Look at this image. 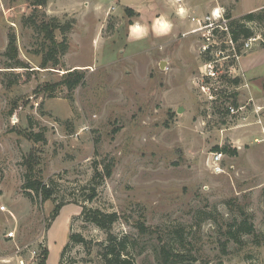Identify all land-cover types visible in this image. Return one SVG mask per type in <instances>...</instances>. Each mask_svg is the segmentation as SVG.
Masks as SVG:
<instances>
[{"label":"rangeland","instance_id":"rangeland-1","mask_svg":"<svg viewBox=\"0 0 264 264\" xmlns=\"http://www.w3.org/2000/svg\"><path fill=\"white\" fill-rule=\"evenodd\" d=\"M33 1L0 0V264L44 250L45 264H102L107 234L83 206L119 214L111 232L134 264H264V0ZM53 20L71 26L64 52ZM50 49L58 63L42 67ZM72 70L84 77L69 90ZM28 161L67 201L54 219L52 200L22 193ZM244 219L254 232L235 240ZM163 245L183 257L166 263Z\"/></svg>","mask_w":264,"mask_h":264},{"label":"trees","instance_id":"trees-1","mask_svg":"<svg viewBox=\"0 0 264 264\" xmlns=\"http://www.w3.org/2000/svg\"><path fill=\"white\" fill-rule=\"evenodd\" d=\"M46 2V0H34L33 3L37 5H42ZM130 8H125V13L130 14L131 13ZM227 17L230 19V15H227ZM258 15L255 14L253 11L246 13L242 16V19L244 21H255L257 19ZM240 19V20H242ZM240 20L236 19H230L228 23V29L231 34V39L233 41H237L239 37H243L244 39H248L253 35L252 29L245 24V22H241ZM51 24L46 26V30H48L47 34L49 35L48 39L53 43L52 45L60 46V51L64 52L66 50V43L67 38L65 32L71 27L69 24L67 25H60L59 23L55 22L53 20ZM55 29H60L61 33L63 34L62 41L60 43L55 42L53 37V31ZM9 47H14V40L10 39ZM56 49V47L54 48ZM52 50L50 49L46 56L43 57L41 66L46 67V65L53 61V64H57V57L54 53H51ZM69 76H72L68 81H66L67 87L69 90L74 89L79 83L82 82V79L84 75L81 72L78 71H69ZM235 84L239 83L238 78H235L233 80ZM33 140L34 141H44V136L36 133L33 134ZM217 150L226 151V147L220 148L216 146ZM233 153H235V150H232ZM97 170V168H96ZM105 176H109L111 173V166L110 164L105 165ZM102 175L99 174V172H96L94 175V179L96 176ZM93 181V180H92ZM94 183V182H93ZM91 182V185L88 187V193L86 194V200H91L96 196V186L93 185ZM21 190L24 196L28 197L31 201H35L37 198H40L41 200H47L50 199L54 203L53 209L51 211V218L54 219L60 209L63 205L67 203L65 200L57 201L55 193L57 190V183L54 180L53 177H50L48 180H44L39 173L35 171V168L33 166V163L27 162L25 170L22 174V184H21ZM75 202H78V200H74ZM81 214L85 221L93 223L95 226L99 227L100 229H103L107 234V242L102 243V250L100 252L101 258H102V264H134L133 259L128 256V253L126 252V237H122L121 239H117V237L111 232L112 225L118 220L119 214L116 211L112 212H104L98 208H91L87 206L82 207ZM139 228L141 230L146 229L143 222H139ZM239 231H243L245 233H253L254 232V226L246 219L242 220L238 226L237 229L233 231H229L230 236L238 240L237 233ZM237 232V233H236ZM70 241H81L85 242V239L80 234H74L71 235ZM69 242L64 245L61 251V256L64 252V250L68 247ZM162 254L164 256V259L166 263L171 257L179 258L183 257L181 254L177 252H171L166 248V245L162 246ZM47 251L44 250L43 259L40 264H45V257H46ZM183 259V258H182ZM180 264V261L178 262Z\"/></svg>","mask_w":264,"mask_h":264},{"label":"built area","instance_id":"built-area-1","mask_svg":"<svg viewBox=\"0 0 264 264\" xmlns=\"http://www.w3.org/2000/svg\"><path fill=\"white\" fill-rule=\"evenodd\" d=\"M255 38H248L245 45L246 46H249L250 43L252 41H254ZM222 157H223V153L221 151H215L212 153V157H211V163H212V170L215 172V173H220L222 171V167H221V160H222ZM9 236H13V231H10L8 233ZM17 264H24V260L22 258H20L18 260V263Z\"/></svg>","mask_w":264,"mask_h":264},{"label":"crops","instance_id":"crops-1","mask_svg":"<svg viewBox=\"0 0 264 264\" xmlns=\"http://www.w3.org/2000/svg\"><path fill=\"white\" fill-rule=\"evenodd\" d=\"M212 1H214V0H212ZM211 8L214 6V4H213V2L211 3ZM160 22H154V27H160V24H159ZM157 25V26H156ZM160 31H164V30H160Z\"/></svg>","mask_w":264,"mask_h":264},{"label":"water","instance_id":"water-1","mask_svg":"<svg viewBox=\"0 0 264 264\" xmlns=\"http://www.w3.org/2000/svg\"><path fill=\"white\" fill-rule=\"evenodd\" d=\"M164 63H165L164 61H161V62H160V67H161V68H163ZM180 111H181V108H178V112H180Z\"/></svg>","mask_w":264,"mask_h":264},{"label":"bare ground","instance_id":"bare-ground-1","mask_svg":"<svg viewBox=\"0 0 264 264\" xmlns=\"http://www.w3.org/2000/svg\"><path fill=\"white\" fill-rule=\"evenodd\" d=\"M136 29V28H135ZM135 31V30H134Z\"/></svg>","mask_w":264,"mask_h":264}]
</instances>
